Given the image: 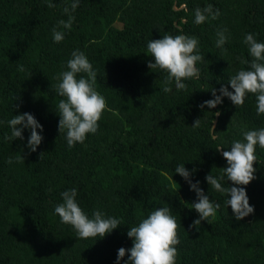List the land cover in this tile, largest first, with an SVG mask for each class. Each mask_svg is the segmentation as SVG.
<instances>
[{
	"label": "trees",
	"instance_id": "1",
	"mask_svg": "<svg viewBox=\"0 0 264 264\" xmlns=\"http://www.w3.org/2000/svg\"><path fill=\"white\" fill-rule=\"evenodd\" d=\"M48 2L0 0V264H117L118 249L132 247L129 228L168 206L180 224L176 264H264V149L256 147V178L243 186L254 207L244 219L236 220L227 196L205 180L227 166L223 150L216 149L229 150L245 131L264 128V114L257 115L253 94L239 106L222 97L215 108L201 107L213 99V89L216 95L222 86L232 91L229 79L248 70L242 60L253 58L245 35L264 43V0H80L70 11L71 28L58 29L65 33L59 43L52 29L68 20L64 8L72 0H50L51 8ZM208 5L219 17L195 24L194 10ZM225 28L227 42L217 48V31ZM166 33L196 37L194 54L204 57L196 64L199 78L183 80L185 89L172 82L169 93L163 91L167 73L147 66L154 63L147 43ZM75 50L96 71L106 109L97 132L69 148L66 132L58 131L62 97L55 87ZM23 113L43 128L35 152L27 147L30 129L22 131L23 139H6L8 121ZM18 154L24 162H17ZM180 164L220 204L195 227L196 194L175 173ZM222 184L233 186L226 177ZM72 188L89 218L99 210L120 219V226L103 238H79L54 214L61 193Z\"/></svg>",
	"mask_w": 264,
	"mask_h": 264
},
{
	"label": "clouds",
	"instance_id": "2",
	"mask_svg": "<svg viewBox=\"0 0 264 264\" xmlns=\"http://www.w3.org/2000/svg\"><path fill=\"white\" fill-rule=\"evenodd\" d=\"M80 0H72L71 6L64 8V13L68 15V20H59L57 26L52 29L54 42L59 43L64 39L65 33L58 29H70L74 12ZM48 7H55V4L48 2ZM220 15L218 9L212 5L196 8L194 10V23L203 24L209 19L216 20ZM227 29L217 31L216 47L223 48L227 42ZM198 39L187 35L177 34L175 36L165 34L160 39L151 40L147 43V51L154 59L147 66L149 69H159L167 76L164 80L163 91H172L169 86L175 82L177 89H185L183 80L199 78L200 70L196 67L197 62L203 61L204 57L198 53ZM244 44L248 47V52L253 58L251 62L242 60L248 64V70L241 69L232 76L228 84L232 91L226 87L219 89L220 95H216V90H212L213 99L204 102L201 107L209 109L215 108L222 103V97H227L234 106L244 103L247 94H253L256 99L257 115L264 114V43L258 42L254 34H246ZM226 52L227 49H224ZM65 71L57 74L58 83L55 87L56 94L62 99L57 105L59 115L58 131L66 132V142L69 148L77 143H83L88 134H95L98 130V121L101 119L105 109L106 100L96 90V71L86 55L79 50L71 53V58L67 61ZM23 67L19 71H23ZM84 73L85 76L77 78V74ZM219 115V112L215 113ZM200 119L196 120L192 127L199 126ZM11 128V136L6 139H23L22 131L30 129V136L27 147L31 152H35L43 137L38 134V129L42 132V126L30 113H23L12 117L8 121ZM19 126V127H18ZM264 149V128L249 130L243 133V141H233L229 150L218 147L216 150H223L222 156L227 162V166L221 170L219 177L208 174L205 180L215 191L227 196L226 204L236 220H242L254 212V207L250 206L245 187L256 177V169L253 167L257 161L256 147ZM43 154V153H42ZM41 154V155H42ZM17 162H24L21 154L16 157ZM12 162L11 158L8 161ZM195 170H193L194 172ZM175 173L181 176L188 184L191 191L196 194V201L191 204V208L199 215V219L194 220L191 227L200 225L201 221H206L216 214L220 204H213L208 195L199 187V181L192 183L189 172L184 164L175 168ZM167 175V173H163ZM231 182L233 186L225 187L222 184L224 178ZM172 179V177H170ZM173 181V180H172ZM173 183H175L173 181ZM176 184V183H175ZM77 190L72 188L61 193L62 203L54 208V214L60 222L70 225L77 236L81 239L103 238L111 233L121 224V220L114 217H106L103 212L94 210L92 217L89 216L78 205L75 197ZM177 223L171 208L160 207L152 210L146 218H143L137 226L129 228L127 237L132 241V247L125 249L121 247L117 252V264L127 254L126 264H176L178 255L176 245L180 243L177 237Z\"/></svg>",
	"mask_w": 264,
	"mask_h": 264
}]
</instances>
